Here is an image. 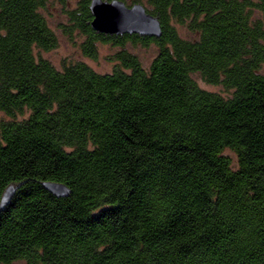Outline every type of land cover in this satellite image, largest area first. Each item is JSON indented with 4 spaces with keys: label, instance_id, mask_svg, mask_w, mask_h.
I'll list each match as a JSON object with an SVG mask.
<instances>
[{
    "label": "trees",
    "instance_id": "1",
    "mask_svg": "<svg viewBox=\"0 0 264 264\" xmlns=\"http://www.w3.org/2000/svg\"><path fill=\"white\" fill-rule=\"evenodd\" d=\"M59 1L62 34L117 66L37 59L57 46L48 0H0V264H264V0H133L159 37L97 33L91 0ZM128 44L155 47L147 69Z\"/></svg>",
    "mask_w": 264,
    "mask_h": 264
},
{
    "label": "rangeland",
    "instance_id": "2",
    "mask_svg": "<svg viewBox=\"0 0 264 264\" xmlns=\"http://www.w3.org/2000/svg\"><path fill=\"white\" fill-rule=\"evenodd\" d=\"M126 6H130L133 0H123ZM70 7V5H69ZM71 8V7H70ZM43 17L45 18L49 28L54 33L57 39V46L53 50L42 51L34 49V55L38 58L48 60L57 69L62 68L64 65L72 64L75 62H83L97 73H109L117 66L116 62L112 60L116 48H112L108 45H98V54L96 59H90L84 57L79 50V43L82 41V37L77 34L72 35V40L65 37L60 29V26L67 24L66 8L59 0H48L45 9L41 10ZM256 16V14L254 15ZM178 34L183 37H189L185 28L180 26H174ZM126 49L137 56L144 69H147L151 60L155 56L156 49L153 46L142 47L140 45L133 46L128 44ZM192 78L197 85L208 92L217 93L223 97H227L229 92L219 85H210L201 80L197 74H193ZM3 115L0 113V119ZM224 154L230 158L232 164L236 163V157L230 150H225ZM11 264H24L22 261H16Z\"/></svg>",
    "mask_w": 264,
    "mask_h": 264
},
{
    "label": "water",
    "instance_id": "3",
    "mask_svg": "<svg viewBox=\"0 0 264 264\" xmlns=\"http://www.w3.org/2000/svg\"><path fill=\"white\" fill-rule=\"evenodd\" d=\"M89 11L92 17L90 27L97 33L105 35L137 34L139 36L159 37V21L148 14L143 6L134 4L126 6L119 0H91ZM45 189L55 197H66L69 189L62 184L47 183ZM15 187L9 185L0 199V211L9 202Z\"/></svg>",
    "mask_w": 264,
    "mask_h": 264
}]
</instances>
